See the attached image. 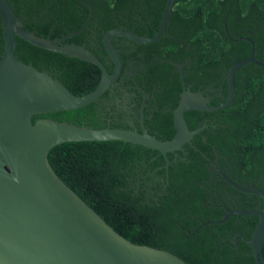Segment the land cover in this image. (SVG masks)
I'll use <instances>...</instances> for the list:
<instances>
[{
	"label": "trees",
	"instance_id": "1",
	"mask_svg": "<svg viewBox=\"0 0 264 264\" xmlns=\"http://www.w3.org/2000/svg\"><path fill=\"white\" fill-rule=\"evenodd\" d=\"M9 1L28 30L45 37L51 34L52 38L79 30L92 6L87 28L65 42L87 45L109 72L113 64L107 61L105 32L126 27L153 36L167 2ZM247 37L254 41L256 58L264 63V0H175L159 40L142 44L113 37L123 67L129 59L139 62L138 82L145 83L150 95H156L146 99L148 131L162 140L175 134L174 109L182 82L174 62L189 59L184 71L187 85L192 90L202 89L211 95L210 104H218L229 93V69L251 54ZM16 39L21 60L49 71L73 93L81 95L98 85L102 74L95 64L39 47L19 36ZM121 40L128 44L120 45ZM4 42L0 17V55ZM111 90L110 86L97 101L80 108L36 114L34 121L51 117L94 128L133 129L121 118L124 111L116 113L113 106L108 107ZM235 90L233 101L225 108L185 112L190 129L205 127L183 150L168 153L169 168L160 150L122 140L64 142L50 150L49 160L75 192L135 243L169 250L191 264H258L252 246L243 238L252 237L257 215L234 214L223 223L199 226L202 221L222 218L224 205L234 208L224 189L240 194L236 207L264 205L259 195L236 190L212 171V162L217 161L237 183L255 181L264 190V67L251 62L237 69ZM135 125L142 130L139 118Z\"/></svg>",
	"mask_w": 264,
	"mask_h": 264
},
{
	"label": "water",
	"instance_id": "2",
	"mask_svg": "<svg viewBox=\"0 0 264 264\" xmlns=\"http://www.w3.org/2000/svg\"><path fill=\"white\" fill-rule=\"evenodd\" d=\"M174 2L167 0L159 29L153 36L141 35L126 27L105 32L104 46L114 64L113 71L109 72L87 45L65 42L87 28L93 15L92 6L87 22L79 30L52 38L51 34L45 37L28 30L10 1L0 0L5 40L0 55V264H191L169 250L135 243L119 233L59 176L49 160V153L64 142L122 140L160 150L169 168L168 153L183 150L205 127L190 129L185 112L227 107L236 94L237 69L251 62L264 67L255 56L251 37L246 38L252 44L251 54L229 69V93L218 104H210L211 98L202 89L192 90L187 85L183 71L190 60L174 62L181 73L182 91L174 109L176 131L170 139L162 140L148 131L144 105L141 131L111 126L94 128L51 117H38L34 121L36 114L76 109L97 101L122 70L113 37L122 36L142 44L159 40L167 29ZM17 36L39 47L95 64L102 74L98 85L81 95L73 93L49 71L19 58ZM147 97L145 94V99ZM220 173L239 191L264 199V190L253 182L241 185L223 170ZM224 207L226 212L222 218L202 221L199 226L223 223L234 214L257 215L259 219L252 237H242L252 246L258 264H264V205L248 209Z\"/></svg>",
	"mask_w": 264,
	"mask_h": 264
},
{
	"label": "flooded vegetation",
	"instance_id": "3",
	"mask_svg": "<svg viewBox=\"0 0 264 264\" xmlns=\"http://www.w3.org/2000/svg\"><path fill=\"white\" fill-rule=\"evenodd\" d=\"M112 41H113V39H112ZM119 44L125 46L128 43L126 44L123 40H121L119 42ZM107 61L110 65L113 64L110 56L107 59ZM185 62H183V63H185ZM187 64H189V62ZM113 66H114V64H113ZM113 66L111 67L112 71H113ZM139 67H140V63L139 62L135 63L133 59H129L127 64L124 67L122 64V70H121L120 76L115 81V83L111 86L112 90L109 93V94H111V99L108 101V107L113 106L116 110L115 111L116 113H118L119 111H124V114H122L121 118L124 121L129 122V124L132 125L133 128H136V129H138V127L135 125V120L138 118H139V120L141 119V108L143 105L145 108V105L147 104L146 99L156 97L155 94L150 95L145 90V87H144V86H146L145 83L142 85L138 82V76L140 75ZM176 70L178 72H180L178 67ZM184 71H185V66H184ZM184 71H183V73H184ZM180 75H181V73H180ZM208 89L209 88H207L206 91H209ZM117 91H118V93H117ZM145 94H147V96H148L146 99H145ZM221 94H222V92H221ZM206 95H208L211 98L210 94H206ZM144 100H145V103H144ZM137 110L140 111V115L137 114ZM116 117H117V114L115 115V118ZM216 160H218V158ZM212 164L214 165V167L212 168V171L217 172L216 174L221 175V178H223L222 174L220 173V170H223L222 166L217 161L212 162ZM226 169H227V167H226ZM223 171L225 172V170H223ZM250 183H252V182H250ZM253 183L255 184V181H253ZM220 187L223 188L224 184H221ZM225 190H227V189H224L222 191L224 196L225 195L229 196V202L233 205V207H236L240 203V201H239L240 194L236 193L235 190H233V192L232 191L226 192ZM236 190H238V189H236ZM258 201L261 203V199H258Z\"/></svg>",
	"mask_w": 264,
	"mask_h": 264
}]
</instances>
